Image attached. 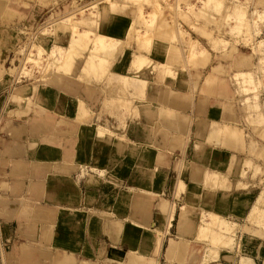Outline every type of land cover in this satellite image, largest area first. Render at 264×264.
Segmentation results:
<instances>
[{
	"label": "crops",
	"instance_id": "obj_1",
	"mask_svg": "<svg viewBox=\"0 0 264 264\" xmlns=\"http://www.w3.org/2000/svg\"><path fill=\"white\" fill-rule=\"evenodd\" d=\"M23 3L33 2L0 0V264H147L165 243L167 258L185 264H264V160L238 155L248 149L240 130H256L250 116L263 121L264 114L205 84L209 50L191 52L188 36L189 56L205 54L197 70L207 73L168 75L163 87L150 76L146 53L133 60L129 51L116 56L105 79L83 81L88 56L73 75L24 80L2 107L19 18L36 13ZM114 22L103 35L125 41L129 19ZM154 61L165 69L161 54ZM129 79L142 83L141 99L116 84ZM120 100L127 101L124 121L109 105ZM215 178L223 179L219 186ZM176 220V237H169ZM235 225L255 235L241 229L231 249L204 242L211 234L229 244Z\"/></svg>",
	"mask_w": 264,
	"mask_h": 264
},
{
	"label": "rangeland",
	"instance_id": "obj_2",
	"mask_svg": "<svg viewBox=\"0 0 264 264\" xmlns=\"http://www.w3.org/2000/svg\"><path fill=\"white\" fill-rule=\"evenodd\" d=\"M32 2L23 3L26 9H36V13L31 16L23 13L19 18L17 33L20 44L15 51L16 66L13 64V68L9 70L11 80L1 91V98L4 101L2 107L6 105V101L9 105L16 100L20 91L18 86L24 80L42 84L56 75H73V67L82 65L88 56L90 62H86L87 68L83 69L84 75L80 77L83 81L89 80L91 76L105 79L116 56L124 51H129V58L133 60L136 53H146L147 59L144 64L148 72L150 71V76H159L161 82H155L157 86L163 87L166 76L175 77L179 72L189 74L194 72L196 78L202 79L207 72L198 70L205 54L195 58L189 56L190 36L207 48L208 55L212 58V67H208L205 84L214 86V91L221 96L231 95L233 99L238 100L237 104L243 102L242 106H238L244 110L254 111L251 108V105H254L259 113L264 114V63L260 62V66L256 67L254 61L255 56L263 54L261 49L264 48L262 31L264 18L261 15V11H264V0H32ZM120 17L128 18L131 23L125 41L112 37L115 40L114 45H107L108 47L101 45L97 48L96 44L101 41L100 35L107 30L105 27L112 26L114 20ZM16 42L17 38L12 46ZM114 50L117 51L107 56ZM158 54L165 59V64H160L165 65V69H160L158 62L154 61ZM69 55L71 59L73 58L72 61ZM106 57H110L111 61L107 62ZM242 58L246 59L245 64L241 63ZM70 61L73 63L71 70L65 67ZM94 62L99 63L95 70L90 64ZM222 62H225V65H222ZM134 68L139 69L135 66ZM244 69L250 73H238ZM259 70L263 74H258L260 77H257ZM141 74L139 72L134 77L140 78ZM116 84L122 88L120 90L123 93L131 87L134 89L133 98L137 100L142 98L138 91L141 82L137 84L134 79H129L128 84L123 81ZM227 89L229 95H226ZM109 105L121 111L119 117L124 121L127 117L125 113L127 101H111ZM250 118L252 124L260 126L256 130H240L249 150L246 152L245 146L238 155L248 157L246 156L248 153L250 158L264 160V120L256 121L253 115ZM235 127L237 129L239 126L235 124ZM251 161V165L245 163L248 171L253 170L254 161ZM258 170L262 172L260 168ZM215 180L218 185L223 179ZM165 198L168 199V196ZM200 205L198 203L194 205L198 211L203 209ZM182 206L180 204L179 207ZM249 221L250 223L245 219L244 223L251 227L254 223L261 225L259 222ZM176 225L177 220L172 221L169 237H176ZM251 227L238 225L232 227L227 234L231 237L227 245L224 240L214 241L211 234L203 239L206 240L204 242L216 247L226 246L231 249L241 229L255 235ZM166 247L167 243L155 258L148 259L147 264H173L174 261L176 264H185L168 259L165 255Z\"/></svg>",
	"mask_w": 264,
	"mask_h": 264
},
{
	"label": "bare ground",
	"instance_id": "obj_3",
	"mask_svg": "<svg viewBox=\"0 0 264 264\" xmlns=\"http://www.w3.org/2000/svg\"><path fill=\"white\" fill-rule=\"evenodd\" d=\"M99 39L101 40L99 43H97L96 44V47L97 48H100L101 47V45H103V46H107V45H114V42H115V40H114V38H112V37H110V36H107V35H103V34H101L100 35V37H99ZM96 40V39H95ZM78 42V41H77ZM108 47V46H107ZM204 47L202 46V44H200L199 42H196V40L193 42V44H192V48H191V52H195L196 50H198V49H203ZM97 50V49H96ZM108 52V51H107ZM72 57V56H71ZM92 57V56H91ZM90 57V58H91ZM69 58H70V55H69ZM71 59V58H70ZM73 60V58L71 59V61ZM71 61H70V63H67V64H65V67L67 68V69H70V65L72 64L71 63ZM88 62H90L89 61V59L87 60ZM92 64V63H91ZM94 64V63H93ZM227 256V255H226Z\"/></svg>",
	"mask_w": 264,
	"mask_h": 264
}]
</instances>
